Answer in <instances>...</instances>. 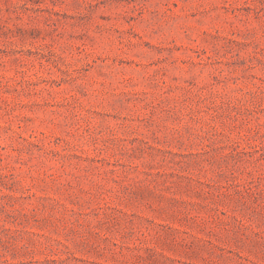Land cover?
<instances>
[{"label": "rangeland", "instance_id": "374dc122", "mask_svg": "<svg viewBox=\"0 0 264 264\" xmlns=\"http://www.w3.org/2000/svg\"><path fill=\"white\" fill-rule=\"evenodd\" d=\"M0 264H264V0H0Z\"/></svg>", "mask_w": 264, "mask_h": 264}]
</instances>
